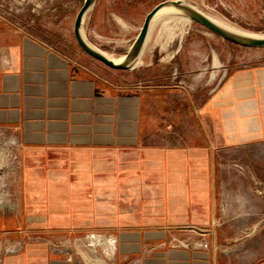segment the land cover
<instances>
[{
  "label": "crops",
  "instance_id": "0c3cea01",
  "mask_svg": "<svg viewBox=\"0 0 264 264\" xmlns=\"http://www.w3.org/2000/svg\"><path fill=\"white\" fill-rule=\"evenodd\" d=\"M207 43L196 75L185 69L191 42L150 49L145 67L183 51L187 85L147 80L137 65L93 68L24 31L8 38L0 137L16 164L0 201V264H264V250L224 248L262 213L256 171L229 162L264 151V62L226 65L217 79ZM89 232L107 244L87 262L74 243Z\"/></svg>",
  "mask_w": 264,
  "mask_h": 264
},
{
  "label": "rangeland",
  "instance_id": "374dc122",
  "mask_svg": "<svg viewBox=\"0 0 264 264\" xmlns=\"http://www.w3.org/2000/svg\"><path fill=\"white\" fill-rule=\"evenodd\" d=\"M84 0H0V58L5 52L8 38L16 30L37 36L52 47L68 56L80 59L93 68L110 71L107 65L88 54L78 44L73 33L75 16ZM162 0H97L84 23V31L91 41L104 51L120 56L125 54L135 39L146 13ZM205 13L226 21L249 33L264 34V0H185ZM181 16H163L154 24L144 48V56L137 67L149 80L178 84L192 83L185 77L182 69L183 51L174 58L157 56L153 63L145 67L150 49L165 51L168 47L176 48L185 42L192 43L193 52L185 67L191 74H198L202 64L207 62V40L214 47L217 79L225 73L226 65L242 66L264 62V46H244L224 39L200 23ZM188 31V32H187ZM157 52L155 51L154 54ZM146 69V70H143ZM184 68V67H183ZM125 74L127 71H120ZM0 149L6 151V157L0 162V201L7 197L6 178L16 164L14 153L10 151L8 141L0 137ZM233 170H254L255 179L248 178L260 198L264 196V151L247 155L245 159L230 162ZM256 186L258 188H256ZM5 204V203H4ZM0 204V208L5 205ZM262 213L249 218L241 226L236 242H228L226 247L264 250V202ZM218 225H223L221 220ZM228 245V246H227ZM236 246V247H235ZM83 248V246H82ZM86 249V247H84ZM239 253V252H238ZM242 253V251H241ZM88 255V254H87ZM92 255V254H91ZM246 252L238 255L236 261L245 260Z\"/></svg>",
  "mask_w": 264,
  "mask_h": 264
},
{
  "label": "water",
  "instance_id": "95a60500",
  "mask_svg": "<svg viewBox=\"0 0 264 264\" xmlns=\"http://www.w3.org/2000/svg\"><path fill=\"white\" fill-rule=\"evenodd\" d=\"M97 0H84L80 6L74 20L73 33L78 44L92 57L99 59L106 65L116 69H130L134 67V63L140 59L145 46L146 38L149 32L151 21L157 12L163 7H171L176 9L180 14L188 16L190 19L204 25L211 31L220 35L224 39L244 46H264V37H255L250 35H244L236 32H232L213 19H211L207 13L197 8L195 5L185 0H162L153 6L145 15L143 23L131 43L129 49L124 55V58L120 62H116L105 55L103 49L94 44L91 39L83 31L85 18L91 11ZM83 28V29H82ZM245 32V31H244ZM249 33V32H247ZM104 51V52H103Z\"/></svg>",
  "mask_w": 264,
  "mask_h": 264
},
{
  "label": "bare ground",
  "instance_id": "6f19581e",
  "mask_svg": "<svg viewBox=\"0 0 264 264\" xmlns=\"http://www.w3.org/2000/svg\"><path fill=\"white\" fill-rule=\"evenodd\" d=\"M89 14V13H88ZM88 14H87V16H88ZM175 15H178V16H181L182 18H181V20L182 21H184L186 18H189L188 16H186V15H183V14H180V13H178L177 11H176V9H174V8H171V7H163V8H161L158 12H157V14L153 17V19H152V21H151V25H150V28H149V32H148V35H147V38H146V42H145V45H146V43H147V40H148V38H149V36H150V33H151V31H152V28H153V26H154V24H156L155 22L159 19V18H161V17H163V16H175ZM87 16H86V18H85V20L87 19ZM208 16L211 18V19H213L215 22H217L218 24H220L221 26H223L224 28H226V29H228V30H230V31H232V32H236V33H240V34H244V35H250V36H255V37H264V34H255V33H247V32H244L243 30H241V29H239V28H237V27H235V26H233L232 24H230V23H228V22H226V21H223V20H221V19H219V18H217V17H215V16H211V15H209L208 14ZM190 19V18H189ZM84 28V27H83ZM82 28V29H83ZM83 31H84V29H83ZM144 48H145V46L143 47V50H144ZM104 52V51H103ZM105 53V55H107L110 59H112V60H114V61H116V62H120V61H122L123 60V58H124V55L125 54H122V55H120V56H114L113 54H110V53H108V52H104ZM140 62V59H138L133 65L135 66V65H137L138 63ZM6 204V203H5ZM89 233H91V232H89ZM88 233V234H89ZM86 236V235H85ZM105 235H104V237H103V235L101 234V233H98V232H94V234L91 236V235H89L88 237H83L82 239V242L80 241V240H78V241H76L75 243H74V246H75V248L82 254V252L77 248L78 246H81L82 247V245L83 244H85L84 245V247H86V249H84V252H86V253H84V254H82L83 255V257L85 258V260L87 261V262H90V260H91V258L93 257H95L96 258V254L99 252L98 250H100V247H102V245H104V244H107V243H105V241H104V239H105ZM110 237V236H109ZM108 237V238H109ZM83 241H84V243H83ZM83 243V244H82ZM81 244V245H80ZM106 246V245H105ZM107 247V246H106ZM105 247V249L104 250H106V252L109 254L110 253V250L109 249H107V248H109V247H107L106 248ZM104 248V247H103ZM92 251V252H91ZM88 254V255H87ZM92 254V255H91Z\"/></svg>",
  "mask_w": 264,
  "mask_h": 264
},
{
  "label": "built area",
  "instance_id": "2783aa9c",
  "mask_svg": "<svg viewBox=\"0 0 264 264\" xmlns=\"http://www.w3.org/2000/svg\"><path fill=\"white\" fill-rule=\"evenodd\" d=\"M14 158L16 159V156L14 155ZM94 234V232H91V233H87L86 234V237H88L89 235H93ZM65 243L66 242H59V243H55V244H52V248L53 249H55L56 251H60V252H65L66 254H68L71 258H73V254H71L70 253V251L69 250H65L66 248H65ZM74 259L77 261V263L78 264H83V263H85V261L84 260H78V259H76L75 257H74Z\"/></svg>",
  "mask_w": 264,
  "mask_h": 264
}]
</instances>
